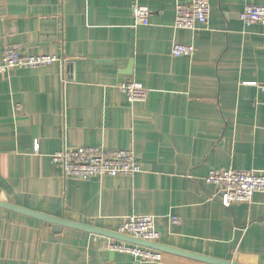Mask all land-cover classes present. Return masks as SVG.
Instances as JSON below:
<instances>
[{
    "label": "crops",
    "instance_id": "crops-1",
    "mask_svg": "<svg viewBox=\"0 0 264 264\" xmlns=\"http://www.w3.org/2000/svg\"><path fill=\"white\" fill-rule=\"evenodd\" d=\"M185 1L0 0V57L15 46L56 58L0 75V201L110 231L151 215L164 245L264 264V193L226 205L204 181L264 171V26L240 19L264 0H209L195 31L174 27ZM133 3L150 10L147 24H134ZM174 43L194 54L172 55ZM126 80L148 89L144 102L127 101ZM86 146L132 149L140 171L65 177L52 154ZM93 235L0 207V264H208L140 262Z\"/></svg>",
    "mask_w": 264,
    "mask_h": 264
},
{
    "label": "built area",
    "instance_id": "built-area-1",
    "mask_svg": "<svg viewBox=\"0 0 264 264\" xmlns=\"http://www.w3.org/2000/svg\"><path fill=\"white\" fill-rule=\"evenodd\" d=\"M132 18L135 25L148 23L150 10L146 6L133 3ZM210 12L209 0H186L176 6L174 27L179 29L198 30L207 24ZM244 25L259 23L264 26V6L246 5L240 13ZM194 46L174 43L171 54L174 56L192 57ZM56 58L49 55H21L15 46L5 47L0 57V74L13 68H36L52 63ZM264 91V84H259ZM122 93L130 103L144 102L148 89L126 80L119 84ZM59 165L65 177L86 180L92 177L133 175L140 171L132 149H115L104 146L64 147L51 156ZM204 181L215 187L213 198L226 205L249 203L255 193H264V171L246 170H211ZM154 217L146 214L129 215L122 219L117 233L136 239L158 242L160 233L155 228ZM178 223V217H171ZM95 241L103 236L93 235ZM103 248L113 253H126L140 262H159L163 252L135 244L103 237Z\"/></svg>",
    "mask_w": 264,
    "mask_h": 264
},
{
    "label": "water",
    "instance_id": "water-1",
    "mask_svg": "<svg viewBox=\"0 0 264 264\" xmlns=\"http://www.w3.org/2000/svg\"><path fill=\"white\" fill-rule=\"evenodd\" d=\"M0 207H4V208L11 209V210H14L20 213H24L26 215H30L32 217L38 218L46 223H50L51 228L56 232H59L61 227H69L71 228L72 233L76 235L81 234V232L90 233L94 235H99V236L108 237V238H112L115 240L127 242L130 244L139 245L142 247L152 248V249L161 251L163 253H170V254L187 257V258L198 260V261L208 263V264H241L235 261L214 258V257H210V256L198 254V253H193V252L177 249L174 247L164 245L160 242H151V241L136 239V238H133L127 235L117 233L116 231L101 229V228H98L92 225L69 221V220H66L60 217H53V216L40 213L37 211H33V210H30V209H27V208H24L18 205H14L12 203H8L5 201H0Z\"/></svg>",
    "mask_w": 264,
    "mask_h": 264
},
{
    "label": "bare ground",
    "instance_id": "bare-ground-1",
    "mask_svg": "<svg viewBox=\"0 0 264 264\" xmlns=\"http://www.w3.org/2000/svg\"><path fill=\"white\" fill-rule=\"evenodd\" d=\"M9 70H10V69H9ZM9 70H7L5 73H7ZM5 73H4V74H5ZM0 75H3V74H0Z\"/></svg>",
    "mask_w": 264,
    "mask_h": 264
}]
</instances>
